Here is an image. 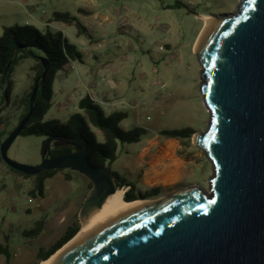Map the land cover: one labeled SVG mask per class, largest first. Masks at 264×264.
Instances as JSON below:
<instances>
[{"label": "water", "instance_id": "obj_1", "mask_svg": "<svg viewBox=\"0 0 264 264\" xmlns=\"http://www.w3.org/2000/svg\"><path fill=\"white\" fill-rule=\"evenodd\" d=\"M203 25L195 54L208 118L192 143L210 164L207 188L189 184L153 199H134L142 201L128 203L56 264H264V0H238L233 12ZM36 58L43 71L28 112L0 142V157L26 175L51 169L85 175L92 186L78 212L81 219L116 189L110 165L90 163L84 138L60 137L78 150L53 157L51 143L58 138L46 137L37 165L7 155L49 69L44 57ZM11 63L12 57L5 71Z\"/></svg>", "mask_w": 264, "mask_h": 264}, {"label": "rangeland", "instance_id": "obj_2", "mask_svg": "<svg viewBox=\"0 0 264 264\" xmlns=\"http://www.w3.org/2000/svg\"><path fill=\"white\" fill-rule=\"evenodd\" d=\"M98 1L99 5L109 6L113 12L122 10L118 12L122 18L118 35L124 54L133 55V61L127 62L123 72L124 104L119 105V109L127 116L120 122V127L123 130L133 127L146 130L138 142L118 143L111 170L135 185V193H142L146 199L189 184L207 188L210 164L201 150L193 145L192 137L190 140L167 138L160 131L186 126L195 132L205 129L208 113L198 90L199 67L195 54V43L204 26L201 15L214 17L231 13L238 0ZM84 5L83 0H0V35L3 26L35 25V29L42 31L31 17L50 19L55 11L76 16L77 9ZM54 25L57 28L61 26L59 22H54ZM63 27L67 39L79 47L75 27ZM110 37L114 39L113 34ZM81 38L88 39L84 34ZM34 62V57L29 56L18 60L13 67L11 102L2 112L10 119L8 130L17 123L16 106L32 82L30 66ZM74 91L73 83L61 87L55 80L52 105L44 120H65L74 112L71 101ZM0 92L4 94L1 87ZM95 132L97 140L101 141L102 136ZM153 135L159 136L162 142L171 143V146L177 144L174 156L191 162L180 180L176 181L175 177L173 182L165 184L164 189L150 192L133 173H139L136 165L141 141ZM45 141L44 136L18 135L9 146L7 155L16 162L37 165L41 161ZM181 163L174 162L173 165L178 168ZM33 182V177L24 178L0 162V245L4 253L9 254L10 264H30L39 248L52 244L78 216L92 186L85 175L72 169L59 170L52 178L46 179L43 196L30 195ZM34 231L36 233L31 234ZM4 253H0V264H5Z\"/></svg>", "mask_w": 264, "mask_h": 264}, {"label": "trees", "instance_id": "obj_3", "mask_svg": "<svg viewBox=\"0 0 264 264\" xmlns=\"http://www.w3.org/2000/svg\"><path fill=\"white\" fill-rule=\"evenodd\" d=\"M88 13V12H87ZM59 21L68 25H74L78 34H87L86 27L79 18L68 12H53L44 30L39 31L34 26H3L0 35V87L6 89V102L4 94H0V142L9 134V118L3 116L2 112L11 102L12 94V73L13 67L21 58L34 57V65L30 68L33 72L32 82L29 89L19 97L17 107V123L28 112L29 96L35 83V79L43 71L42 63L36 58L44 57L49 64V69L45 78L39 82L34 109L19 135H35L44 137H56L52 141L50 155L53 157L63 156L75 152L78 147L74 144L64 142L60 137H82L87 142V157L91 164L95 166L110 165L116 159L118 143H135L141 140L146 130L141 127H133L130 130H123L120 122L126 118L127 114L122 110H113L110 113L104 112L103 108L88 95L82 97L78 102V111L68 115L65 120L48 119L44 120L52 105L53 89L52 84L56 73L65 69L73 60H81V53L75 44L63 35L62 31L53 29L50 22ZM37 50V51H36ZM38 54V55H36ZM12 57V63L5 71V68ZM1 93V92H0ZM16 123V124H17ZM96 131L102 136V140H97ZM195 130L186 126L182 128L163 129L160 134L167 138L190 140ZM0 162L4 163L0 157ZM5 164V163H4ZM6 165V164H5ZM7 166V165H6ZM9 170L21 174L24 178L33 177L34 187L29 191L33 197L43 196L44 183L46 179L52 178L59 169L42 170L35 175H26L16 171L9 166ZM116 188H129L124 192L123 197L126 201L134 200L139 197H146L142 193H135V186L120 178L113 172ZM159 188H151L157 191ZM87 194V193H86ZM79 219L76 215L74 221L64 230V232L48 247L39 248L35 260L30 264H39L40 261L47 259L79 230ZM39 229L38 233L40 232ZM36 231L31 232L35 234ZM37 235V234H36ZM5 250L0 245V253ZM5 264H10V256L6 254Z\"/></svg>", "mask_w": 264, "mask_h": 264}, {"label": "crops", "instance_id": "obj_4", "mask_svg": "<svg viewBox=\"0 0 264 264\" xmlns=\"http://www.w3.org/2000/svg\"><path fill=\"white\" fill-rule=\"evenodd\" d=\"M83 2L85 5L77 9L76 16L86 27L87 34L84 35L88 39L81 38L83 34H78L77 30H75L74 34L78 38L79 47L73 43L82 55L81 60H73L65 69L59 70L53 80L52 89L55 80L58 81L61 87H66L73 83L75 91L71 101L75 111L79 110L77 107L79 100L88 95L103 102L104 104H100V106L104 112L110 113L113 110H120L119 105L124 104L122 86L125 75H123V72H125L127 62L133 61V55L127 56L124 54L118 35L122 25V18L118 15V12L122 10L113 12L109 6L99 5L98 0H83ZM31 19L36 20L35 23H38L42 30L45 29L49 20L47 18L35 19L33 17ZM54 22L59 21L50 22L51 28L62 31L67 38L63 26L74 25L59 22L61 26L58 29ZM110 34H113V40H111ZM73 74L75 76L70 79ZM73 78L75 79L74 81ZM99 81L101 82L98 83ZM158 137L153 135L141 141L142 145L137 151L136 165L139 173H133L136 180L141 181V184L149 190L155 187L164 189L163 187L166 184L164 179L170 175H175L176 181L180 180L191 162L174 156L177 151V144L172 143L173 145L171 146V143H169L170 147L168 143L160 141ZM174 162L182 163L177 168L173 165ZM172 165L173 167H171ZM120 178L127 181L124 177L120 176Z\"/></svg>", "mask_w": 264, "mask_h": 264}, {"label": "bare ground", "instance_id": "obj_5", "mask_svg": "<svg viewBox=\"0 0 264 264\" xmlns=\"http://www.w3.org/2000/svg\"><path fill=\"white\" fill-rule=\"evenodd\" d=\"M205 19L210 18L207 16H202ZM204 26L199 32L195 43V50L197 48L199 39L203 34ZM170 146V144L168 145ZM175 179V176L170 175L164 179L166 183H171ZM124 190L115 189V191L108 196H106L101 205L98 207H93L89 209V211L85 214V216L80 221V228L76 232V234L69 239L65 244H63L59 249H57L52 255H50L47 259L40 261L39 264H56L59 259L66 254V252L73 248L75 245L82 242L85 238H87L94 230L98 227L102 226L105 222H108L115 218L130 202L142 201V200H133L126 201L123 197Z\"/></svg>", "mask_w": 264, "mask_h": 264}, {"label": "built area", "instance_id": "obj_6", "mask_svg": "<svg viewBox=\"0 0 264 264\" xmlns=\"http://www.w3.org/2000/svg\"><path fill=\"white\" fill-rule=\"evenodd\" d=\"M38 1V0H37ZM92 100H94L96 103H98L99 105L101 104V105H103L104 103L103 102H100V101H98L97 99H95V98H92ZM123 190H124V192L129 188V186H127V187H121Z\"/></svg>", "mask_w": 264, "mask_h": 264}]
</instances>
